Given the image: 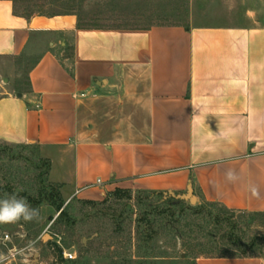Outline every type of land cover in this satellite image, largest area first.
<instances>
[{
    "label": "crops",
    "instance_id": "1",
    "mask_svg": "<svg viewBox=\"0 0 264 264\" xmlns=\"http://www.w3.org/2000/svg\"><path fill=\"white\" fill-rule=\"evenodd\" d=\"M42 43L28 90L0 97V143L38 146L67 204L126 190L264 215V0L239 25L148 29H79L0 0V66Z\"/></svg>",
    "mask_w": 264,
    "mask_h": 264
},
{
    "label": "rangeland",
    "instance_id": "2",
    "mask_svg": "<svg viewBox=\"0 0 264 264\" xmlns=\"http://www.w3.org/2000/svg\"><path fill=\"white\" fill-rule=\"evenodd\" d=\"M19 14L33 16L78 13L106 29L152 26L239 25L259 0H14ZM46 45L0 66V97L7 89L28 90V74ZM8 79V82L5 80ZM0 154V198L6 185L21 196L39 190L41 153L33 145ZM21 156H23L21 158ZM25 158H28L25 159ZM131 200L110 196L96 206L74 200L69 214L77 225L56 224L49 203L33 208L38 219L0 224V264H196L200 257L258 256L264 259V215L225 213L207 204H165L163 198L135 192ZM67 206V202H66ZM191 206L199 209H190ZM203 206V207H201ZM202 210H201V209ZM45 236H50L44 241ZM235 240L241 245L232 242ZM255 242L256 248L249 250ZM59 249L77 255L66 261Z\"/></svg>",
    "mask_w": 264,
    "mask_h": 264
},
{
    "label": "trees",
    "instance_id": "3",
    "mask_svg": "<svg viewBox=\"0 0 264 264\" xmlns=\"http://www.w3.org/2000/svg\"><path fill=\"white\" fill-rule=\"evenodd\" d=\"M70 1H74V0H70ZM15 7H16V3H15ZM23 16H25L27 18L33 17V15H29L27 13L23 14ZM40 16H46V15H40ZM57 16H76L78 18V28L79 29H106L104 27L99 26L96 23L87 22L83 18V16L78 14V13H73V12L72 13H66V14H55L54 13L52 15H48V17H57ZM115 29H120V28H115ZM20 146H23V147L29 146L30 147L31 145H8L5 143H0V154H7V155L11 154L12 159H17L19 157L14 155L13 150L16 147H20ZM33 148L39 150L38 146H33ZM39 152H40V150H39ZM22 157L23 156H21V158ZM25 159L28 160V158H25ZM33 165L36 167L37 170H39V174H38L39 190H38L36 196H33V195L29 194L28 192L24 191L21 193V197L27 198L29 204H33L36 206H39V205L43 204L44 202L49 203L52 207H54L56 209L57 214L59 215L57 220H56V224L62 223V224H66L69 229L74 228L77 225V221L75 218H73L69 214V210H68L70 205L72 204V202H70L66 206V201L63 199L62 192H61L62 187L60 185L53 184L50 182L49 175H50V170H51V162L49 160L43 159L41 157V158H39V163L33 162ZM6 188H7L6 191H10L11 194L15 193V191H16L15 188L11 189V187L9 185H6ZM138 193H145L149 196H157V197L163 198L165 200V204L172 203V204H176V205L183 207V206H186V203H187V201H185V200L178 199L177 195H172L169 193L143 192V191H140ZM132 194H133V192H131V191L116 190L110 196L117 197L118 199H124L125 198L128 200H131L133 197ZM77 201H79L84 206H96L100 203V202H93V201H81V200H77ZM205 204H207L209 206L221 207L223 209V211H225V213L231 214L232 216L234 214H247V213L229 210L223 206H220L219 204H214V203H205ZM191 207L192 208H190V209L193 210V209H196L198 206H195V207L191 206ZM201 207H203V206H201ZM197 209H199V208H197ZM203 209H204V207H203ZM232 242L234 244H236L237 246L241 245V243H237L235 240H232ZM256 245L257 244L255 242L251 243L249 245V250H254L256 248ZM59 252H60V258L62 259V250L59 249ZM248 256H250V255L243 254L242 256H219V257L225 258V257H248Z\"/></svg>",
    "mask_w": 264,
    "mask_h": 264
},
{
    "label": "clouds",
    "instance_id": "4",
    "mask_svg": "<svg viewBox=\"0 0 264 264\" xmlns=\"http://www.w3.org/2000/svg\"><path fill=\"white\" fill-rule=\"evenodd\" d=\"M227 179H236L231 171L227 174ZM39 217V210L33 208L27 198L12 193L5 198H0V224H16L18 222H31Z\"/></svg>",
    "mask_w": 264,
    "mask_h": 264
},
{
    "label": "built area",
    "instance_id": "5",
    "mask_svg": "<svg viewBox=\"0 0 264 264\" xmlns=\"http://www.w3.org/2000/svg\"><path fill=\"white\" fill-rule=\"evenodd\" d=\"M98 184H101V181H98ZM62 254L66 261H74L77 259V255L70 250H64Z\"/></svg>",
    "mask_w": 264,
    "mask_h": 264
},
{
    "label": "water",
    "instance_id": "6",
    "mask_svg": "<svg viewBox=\"0 0 264 264\" xmlns=\"http://www.w3.org/2000/svg\"><path fill=\"white\" fill-rule=\"evenodd\" d=\"M5 81L8 82V79H6ZM177 198H178V199L185 200V201L189 200V201L191 202V204H193V205L196 204L195 199H194L191 195H189V196H185V197H183V196L180 197V196H179V197H177ZM48 238H50V236H45V237H44V241H47Z\"/></svg>",
    "mask_w": 264,
    "mask_h": 264
}]
</instances>
